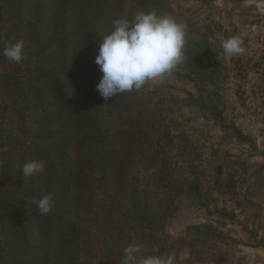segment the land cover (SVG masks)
I'll use <instances>...</instances> for the list:
<instances>
[{
    "label": "trees",
    "instance_id": "obj_1",
    "mask_svg": "<svg viewBox=\"0 0 264 264\" xmlns=\"http://www.w3.org/2000/svg\"><path fill=\"white\" fill-rule=\"evenodd\" d=\"M152 10L187 26L185 58L167 74L194 91L176 96L173 84L148 81L105 101L96 89L102 33ZM187 11L170 0H0V264H121L133 243L167 257L156 234L182 197L208 205L201 176L171 174L170 116L196 109L245 137L228 121L223 62ZM21 39L16 63L3 50ZM33 160L44 171L25 177ZM47 193L53 207L42 215L35 201Z\"/></svg>",
    "mask_w": 264,
    "mask_h": 264
},
{
    "label": "rangeland",
    "instance_id": "obj_2",
    "mask_svg": "<svg viewBox=\"0 0 264 264\" xmlns=\"http://www.w3.org/2000/svg\"><path fill=\"white\" fill-rule=\"evenodd\" d=\"M170 1L183 4L187 16L203 25L224 65L228 121L245 139L238 141L231 130L196 109L175 107L170 116V132L176 137L170 145L171 174L201 176L208 205H192L183 196L178 212L156 238L173 264H264V0ZM231 36L242 40V54L225 55L221 43ZM150 81L173 84L176 96L194 91L191 83L169 74ZM177 134L186 138L185 150Z\"/></svg>",
    "mask_w": 264,
    "mask_h": 264
},
{
    "label": "clouds",
    "instance_id": "obj_3",
    "mask_svg": "<svg viewBox=\"0 0 264 264\" xmlns=\"http://www.w3.org/2000/svg\"><path fill=\"white\" fill-rule=\"evenodd\" d=\"M113 27L102 33L95 63L102 76L96 85L105 101L117 94L140 90L150 80L171 73L184 60L187 26L170 15L154 10L138 13L132 20L117 19ZM238 36L222 40L225 55L231 57L244 52ZM3 55L16 63L25 59L24 41L17 40L4 47ZM45 165L35 160L22 167L25 177L43 172ZM40 214H48L53 207L51 193L35 201ZM121 264H173L168 255H145L140 244L124 248Z\"/></svg>",
    "mask_w": 264,
    "mask_h": 264
}]
</instances>
